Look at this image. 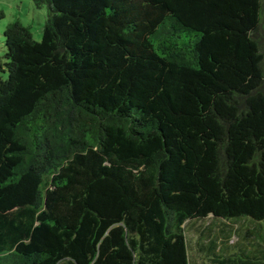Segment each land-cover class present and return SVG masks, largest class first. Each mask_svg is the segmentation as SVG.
Instances as JSON below:
<instances>
[{
	"label": "trees",
	"instance_id": "1",
	"mask_svg": "<svg viewBox=\"0 0 264 264\" xmlns=\"http://www.w3.org/2000/svg\"><path fill=\"white\" fill-rule=\"evenodd\" d=\"M31 1L40 40L1 33L0 264H264L255 231L186 234L264 220V0Z\"/></svg>",
	"mask_w": 264,
	"mask_h": 264
},
{
	"label": "rangeland",
	"instance_id": "2",
	"mask_svg": "<svg viewBox=\"0 0 264 264\" xmlns=\"http://www.w3.org/2000/svg\"><path fill=\"white\" fill-rule=\"evenodd\" d=\"M0 10L3 12V15H0V32L2 33L3 28L13 21L15 18H19L21 22L30 27L33 38L40 40L42 35V29L47 18V7L45 5L37 8L34 6L31 0H0ZM0 33V56L3 54L4 44L2 42V34ZM246 220H240V222L230 223L237 221V219L220 220L214 219L212 217H207L206 219L188 222L186 223V234L189 240L190 251L194 254L199 255V252L196 251L195 241L197 238H202L199 236V230L210 231L220 237L222 231L229 229L230 227H238L242 231H255L254 239L260 244L264 245V220L255 221L244 217ZM236 236L231 237V241H235ZM249 247H251L249 245ZM247 249V248H246ZM236 256L242 258L240 252ZM199 264H202L199 257ZM203 262V261H202Z\"/></svg>",
	"mask_w": 264,
	"mask_h": 264
},
{
	"label": "crops",
	"instance_id": "3",
	"mask_svg": "<svg viewBox=\"0 0 264 264\" xmlns=\"http://www.w3.org/2000/svg\"><path fill=\"white\" fill-rule=\"evenodd\" d=\"M0 15H3V12H2L1 10H0ZM4 28H5V27H4ZM4 28H3V29H4ZM2 31H3V30H2ZM0 33H1V32H0Z\"/></svg>",
	"mask_w": 264,
	"mask_h": 264
}]
</instances>
